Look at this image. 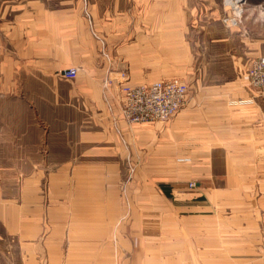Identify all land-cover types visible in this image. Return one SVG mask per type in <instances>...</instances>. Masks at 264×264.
I'll return each instance as SVG.
<instances>
[{"label": "crops", "instance_id": "1", "mask_svg": "<svg viewBox=\"0 0 264 264\" xmlns=\"http://www.w3.org/2000/svg\"><path fill=\"white\" fill-rule=\"evenodd\" d=\"M102 1L109 49L129 61L131 76L135 60L185 58L188 35L208 33L188 0ZM230 29L236 49L215 56L210 36L192 56L199 66L187 69L188 101L169 123L114 125L118 105L115 118L99 84L83 86L97 96L68 106L72 114L80 107L79 124L49 106L40 121L49 124V173L36 167L16 200L2 199L9 205L0 208V264H264V100L245 76L264 40ZM216 59L229 66H214ZM154 68L138 75L165 74ZM121 138L130 141L127 153ZM127 154L137 171L128 182Z\"/></svg>", "mask_w": 264, "mask_h": 264}, {"label": "rangeland", "instance_id": "2", "mask_svg": "<svg viewBox=\"0 0 264 264\" xmlns=\"http://www.w3.org/2000/svg\"><path fill=\"white\" fill-rule=\"evenodd\" d=\"M134 1L137 0H122V3L128 6L129 2ZM148 2L158 3L161 0ZM188 2L200 10L201 27H208V33L204 35L202 32L205 29L201 28V33L197 34L196 30L188 35L185 58L168 56L167 59L154 57L135 60V75L131 76L129 61L116 58L114 60L109 49L111 45L106 38L112 31V24L103 18L102 0H0V208L2 204L9 205L4 201L16 200L17 194L22 190L23 181L37 172L36 167L45 166L44 175L49 173L47 169L51 164L44 157L43 139L45 127L49 124L40 123L41 119H47L49 106H53L58 115L66 114L79 124L85 118L81 117L80 107L75 108L76 113L72 114L68 106L81 101L90 92L95 96L98 93L91 91V87L83 86L102 85L103 91L99 94L107 105H111L113 100L118 105L119 100L123 99L120 87L115 86L122 79L129 85L179 80L190 87L194 75L187 71L191 67L199 66V62L192 56L201 53L205 44L210 42L208 37L211 36L217 42L212 45L211 51L218 57L238 47L235 37L237 31H233L230 36V28L233 26L248 32H260V40H264V0ZM238 6L242 8L239 13L235 10ZM226 38L227 41H224ZM50 40L53 42H49ZM260 50L262 58L264 45ZM173 54L175 53H168ZM258 58L248 63L245 75L249 87L257 94L259 90L251 86L248 74ZM215 61L214 66H229L227 59ZM150 64L157 68L153 69L156 73L160 71L165 74L151 76V82L142 80L143 76L138 73L141 68L147 73V66ZM201 64L205 65V62ZM88 66L93 69L90 70ZM69 68L78 70L74 79L63 76L64 71ZM260 99L264 100L261 92ZM118 111L117 117L115 111L110 112L109 109L110 115L117 117L116 120L113 118L114 125L119 118L127 124L121 116L120 105ZM173 118L169 121L127 125L134 128L140 125L163 124L171 122ZM58 125L63 126V121ZM114 128L118 130L117 126ZM122 140L123 138L122 148L127 153L130 141L127 138ZM60 152L57 158L62 155ZM125 160L126 168L120 172L122 179L128 182L137 171L131 155L127 154ZM192 184L189 185L191 188ZM8 209L10 208L5 207V210Z\"/></svg>", "mask_w": 264, "mask_h": 264}, {"label": "built area", "instance_id": "3", "mask_svg": "<svg viewBox=\"0 0 264 264\" xmlns=\"http://www.w3.org/2000/svg\"><path fill=\"white\" fill-rule=\"evenodd\" d=\"M78 70L69 68L63 76L74 79ZM251 86L259 90L264 97V57L254 62L248 74ZM122 79L116 82L121 89L123 99L120 105L121 116L129 125L171 120L188 101L189 87L179 80H166L150 85H129ZM110 112L112 105L108 104ZM191 186L194 187V184Z\"/></svg>", "mask_w": 264, "mask_h": 264}, {"label": "bare ground", "instance_id": "4", "mask_svg": "<svg viewBox=\"0 0 264 264\" xmlns=\"http://www.w3.org/2000/svg\"><path fill=\"white\" fill-rule=\"evenodd\" d=\"M231 2V1H230Z\"/></svg>", "mask_w": 264, "mask_h": 264}]
</instances>
